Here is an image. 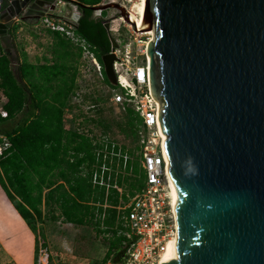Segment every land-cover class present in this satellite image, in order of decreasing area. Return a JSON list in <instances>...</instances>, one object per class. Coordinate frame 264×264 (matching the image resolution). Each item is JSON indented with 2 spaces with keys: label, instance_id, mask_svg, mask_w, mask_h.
Here are the masks:
<instances>
[{
  "label": "water",
  "instance_id": "water-1",
  "mask_svg": "<svg viewBox=\"0 0 264 264\" xmlns=\"http://www.w3.org/2000/svg\"><path fill=\"white\" fill-rule=\"evenodd\" d=\"M146 1L150 88L163 103L182 227L177 259L163 264H264V0ZM51 5L13 0L0 35L13 16H43ZM92 10H113L138 31L122 4ZM113 61L101 57L114 86Z\"/></svg>",
  "mask_w": 264,
  "mask_h": 264
},
{
  "label": "trees",
  "instance_id": "trees-1",
  "mask_svg": "<svg viewBox=\"0 0 264 264\" xmlns=\"http://www.w3.org/2000/svg\"><path fill=\"white\" fill-rule=\"evenodd\" d=\"M71 1L75 2L80 16L76 33L95 49L101 62V57L109 54L111 44L104 27V12L97 17L92 8L102 0ZM48 33L54 40L53 62L31 64L24 59L18 66V77L2 44L5 35H0V92L6 99L2 110L7 113L6 118L0 115V137L11 145L0 157V187L34 234L36 255V223L42 220L41 206L45 204L56 207L66 223L76 226L83 225L86 216L92 219L96 216L97 228L111 235L100 264L111 257L121 262L133 240L124 235L127 229L117 210L118 192L91 183L93 141L86 135L67 134L64 128V111L68 98L75 95L78 76L77 69L66 61H72L79 54L58 34ZM104 76L105 84L114 88L105 73ZM123 111L127 122L121 131L136 143L137 163L129 157L126 165V172L132 174L133 182L128 183V189L133 197L145 180L137 136L142 122L132 109ZM20 114L23 118L14 127L7 128ZM114 152L117 153L116 148ZM122 200L127 201L124 196Z\"/></svg>",
  "mask_w": 264,
  "mask_h": 264
},
{
  "label": "built area",
  "instance_id": "built-area-1",
  "mask_svg": "<svg viewBox=\"0 0 264 264\" xmlns=\"http://www.w3.org/2000/svg\"><path fill=\"white\" fill-rule=\"evenodd\" d=\"M17 1L24 2L25 0ZM12 3L13 0H0V24L2 15L8 13L13 7ZM114 3L122 4L127 10L132 11V7H128L132 5V0H102L97 6ZM66 6L77 7L71 0H54L53 6L48 7L43 16L39 17L37 26L58 34L70 43L78 52L80 63L82 65L89 64L98 80L105 83L103 64L98 60L95 49L76 33V24L72 19L73 14L65 11V14L60 15L61 12L58 8ZM128 12L130 14V11ZM101 13V11H96L95 15L101 17ZM75 14L78 13L75 12ZM20 20L21 17L13 16L9 31ZM105 20L104 25L109 23L111 27L112 24L120 22L129 30L127 37L114 38L117 47L110 49L109 54L114 56L112 69L116 84L114 88H108L111 93L110 102L120 106L123 110L132 109L142 122L137 136L140 146V166L145 173V180L143 187L134 193L128 203L122 202V194L119 193L120 205L117 210L127 229L124 235L128 240H133V243L127 249L121 262H116L111 257L103 264H159L168 244L175 237L176 228L167 176L169 162L164 148L165 137L161 133L159 123L163 112V103L153 97L150 88L147 46L151 42L152 35L135 31L134 27L119 17L106 18ZM66 112L67 109L64 111V117ZM0 115L2 118L7 117V113L2 108H0ZM96 142L93 163L96 169L92 172L91 183H97L104 187V183L95 181L102 148V142L99 140ZM10 146L6 138L0 137V157ZM113 156H116L115 152H113ZM120 157L126 167L127 155ZM38 264L44 263L39 260Z\"/></svg>",
  "mask_w": 264,
  "mask_h": 264
},
{
  "label": "rangeland",
  "instance_id": "rangeland-1",
  "mask_svg": "<svg viewBox=\"0 0 264 264\" xmlns=\"http://www.w3.org/2000/svg\"><path fill=\"white\" fill-rule=\"evenodd\" d=\"M132 1L136 12L138 0ZM132 5L128 7H132L134 11ZM58 9L61 12L60 15L65 14V8L59 7ZM117 16V12L113 10L104 11L105 18L115 19ZM38 23L39 17L23 18L12 26L9 35L3 40V47L9 54L12 69L17 77L18 66L24 59L31 64H50L55 59L54 40L51 34L37 26ZM111 27L110 35L113 38L129 35L127 27L120 22L112 24ZM80 61V57L76 55L72 61H66V64H71L79 71L74 90L75 95L68 98L65 108L67 112L64 117V128L67 134L86 135L92 139L94 150L96 141L102 142L95 181L104 183L106 189H116L118 197L121 193L127 199L125 202L122 201L126 204L131 197L128 183L132 180V174L126 172L120 156L126 154L128 158L131 157L132 161H137L135 139L121 131L127 120L123 109L110 102L111 93L108 86L98 80L89 64L82 65ZM5 101L0 92V108ZM22 118V114L18 115L15 121L7 125V128L14 127ZM115 148L117 153L114 157ZM95 169L92 163L90 181ZM41 211L42 220L36 223L35 235L38 252L37 255L35 252V264H38L39 260L44 264H100L105 258L111 235L103 234L102 230L97 228L96 216L95 219L86 216L85 223L76 226L66 223L60 211L54 206L43 204ZM0 264H14L2 251V247H0Z\"/></svg>",
  "mask_w": 264,
  "mask_h": 264
},
{
  "label": "crops",
  "instance_id": "crops-1",
  "mask_svg": "<svg viewBox=\"0 0 264 264\" xmlns=\"http://www.w3.org/2000/svg\"><path fill=\"white\" fill-rule=\"evenodd\" d=\"M71 13L75 14L74 11ZM0 247L14 264H35V236L11 205L1 187Z\"/></svg>",
  "mask_w": 264,
  "mask_h": 264
},
{
  "label": "bare ground",
  "instance_id": "bare-ground-1",
  "mask_svg": "<svg viewBox=\"0 0 264 264\" xmlns=\"http://www.w3.org/2000/svg\"><path fill=\"white\" fill-rule=\"evenodd\" d=\"M53 2H54V0L50 2V3H52V5L50 7L53 6ZM146 3H147L146 0H138L136 12L134 9V5H133L134 11H131L130 9L128 11H130V18L133 21V23L135 24V27H137V30L141 31L142 33L144 32L146 34L149 32L148 34L152 35V32H151V30L148 29V25H147L146 20H145ZM77 11H78V9H77ZM132 12H135V13H132ZM78 14H79V12H78ZM163 137H165V136L163 135ZM164 141H165V138H164ZM167 176H168V184H169V188H170V195H171V202H172V209H173V216H174L173 218H174L176 233H175V237L173 238L171 243L168 244L166 252L164 253L159 264H163L164 262L169 261V260L177 259L178 246H179V241H180L181 232H182L180 216L178 214L177 207H176L173 184H172V181L170 179L169 174Z\"/></svg>",
  "mask_w": 264,
  "mask_h": 264
}]
</instances>
